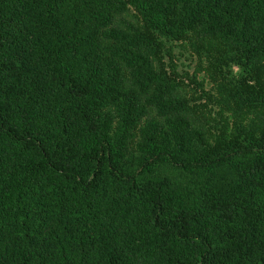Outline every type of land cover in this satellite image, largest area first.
Returning a JSON list of instances; mask_svg holds the SVG:
<instances>
[{
    "label": "trees",
    "instance_id": "1",
    "mask_svg": "<svg viewBox=\"0 0 264 264\" xmlns=\"http://www.w3.org/2000/svg\"><path fill=\"white\" fill-rule=\"evenodd\" d=\"M190 34L264 109V0H0V264H264V116L210 146Z\"/></svg>",
    "mask_w": 264,
    "mask_h": 264
},
{
    "label": "rangeland",
    "instance_id": "2",
    "mask_svg": "<svg viewBox=\"0 0 264 264\" xmlns=\"http://www.w3.org/2000/svg\"><path fill=\"white\" fill-rule=\"evenodd\" d=\"M159 41L163 45V70L180 84L183 97L208 130L210 146L220 138H237L236 127L247 134L250 123L257 124L259 117L264 116L263 108H239L238 102L230 98L241 75L232 54L215 44L200 43L192 34L179 41ZM259 84L261 80L254 75L246 86L255 90Z\"/></svg>",
    "mask_w": 264,
    "mask_h": 264
}]
</instances>
